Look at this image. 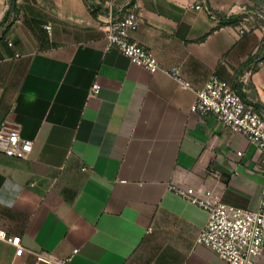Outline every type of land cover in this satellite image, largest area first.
I'll use <instances>...</instances> for the list:
<instances>
[{"label":"crops","instance_id":"0c3cea01","mask_svg":"<svg viewBox=\"0 0 264 264\" xmlns=\"http://www.w3.org/2000/svg\"><path fill=\"white\" fill-rule=\"evenodd\" d=\"M131 2V37L192 89L106 49L103 21ZM242 7L264 0H117L96 14L85 0H0V128L33 142L25 158L0 152V229L26 250L0 240V264L76 248L70 264H227L196 244L207 210L172 187L251 210L264 199V155L191 110L217 76L264 114V35L230 23Z\"/></svg>","mask_w":264,"mask_h":264},{"label":"built area","instance_id":"2783aa9c","mask_svg":"<svg viewBox=\"0 0 264 264\" xmlns=\"http://www.w3.org/2000/svg\"><path fill=\"white\" fill-rule=\"evenodd\" d=\"M85 1L93 12L98 6L107 7L111 11L117 0ZM194 8L200 10L203 6L199 3ZM16 22H20V19H16ZM103 22L106 24L104 35L106 49L116 48L132 63L144 67L151 73L164 71L176 79L183 88H193L179 67H163L151 49L131 37V33L138 28L140 22L137 3L127 4L121 9L120 14L115 16L112 14L108 21ZM235 27L241 36L255 31H261L264 35V8L242 7L241 17ZM45 28L50 30V25H46ZM5 41L10 47L14 46V42L9 38L5 37ZM261 47H264V37ZM15 55L19 56L18 53ZM1 62L0 59V64ZM100 91L101 85L99 81H95L90 96H96ZM191 110L203 115L212 114L224 129L242 134L264 155V114L246 103L232 83L217 76L210 77L204 87L197 91V98ZM32 150V140L23 137L20 128L5 126L0 128V152L12 157L25 158ZM238 154L241 155L242 151ZM261 162L264 165V158ZM172 188L208 212L207 223L197 235L196 244L210 248L227 264H264V199L257 209L251 210L211 200L209 197H201L194 188L185 189L178 186ZM0 240L12 244L16 248V256H22L26 252L20 236H9L0 229ZM78 251V248L74 249L72 255L68 257H58L41 251L36 253L34 264H70L73 255Z\"/></svg>","mask_w":264,"mask_h":264},{"label":"trees","instance_id":"16d2710c","mask_svg":"<svg viewBox=\"0 0 264 264\" xmlns=\"http://www.w3.org/2000/svg\"><path fill=\"white\" fill-rule=\"evenodd\" d=\"M14 2H15V0H12V3H14ZM93 13L96 14L95 11H93ZM238 20H239V19L237 18V19L234 20V21H230V23H232V24H236V23H238ZM255 108H256V107H255ZM256 109H257V108H256ZM257 110H258V109H257Z\"/></svg>","mask_w":264,"mask_h":264}]
</instances>
